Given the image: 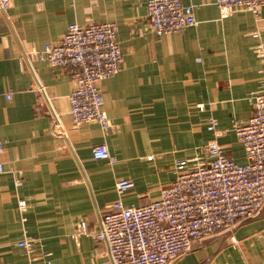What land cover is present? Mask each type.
I'll return each mask as SVG.
<instances>
[{
  "label": "crops",
  "instance_id": "obj_1",
  "mask_svg": "<svg viewBox=\"0 0 264 264\" xmlns=\"http://www.w3.org/2000/svg\"><path fill=\"white\" fill-rule=\"evenodd\" d=\"M182 1L194 6L197 24L163 36L151 30L147 0H14L0 14V264H28L18 245L27 237L38 264H109L105 243L73 237L77 223L98 231L113 203L158 199L178 163L204 155L211 141L246 163L234 123L252 117L250 97L264 91L256 49L264 43V7L259 16L223 15L214 0ZM92 22L116 23L124 61L100 83L110 132L85 123L71 141L51 128L69 111L76 83L68 71L28 55L59 43L71 24ZM212 118L217 135L207 127ZM101 143L115 163L94 157ZM123 178L135 187L120 195ZM206 242L175 264H264V214Z\"/></svg>",
  "mask_w": 264,
  "mask_h": 264
},
{
  "label": "built area",
  "instance_id": "obj_2",
  "mask_svg": "<svg viewBox=\"0 0 264 264\" xmlns=\"http://www.w3.org/2000/svg\"><path fill=\"white\" fill-rule=\"evenodd\" d=\"M14 0H0V14L7 13ZM223 15L249 11L259 16L264 0H214ZM147 19L157 36L182 32L197 24L194 6L182 0H147ZM118 26L113 22L71 24L57 44L42 50L32 48L29 57L70 73L76 87L69 95L70 109L51 128L55 136L75 141L85 123H98L105 133L112 122L104 109L100 83L121 70L124 55L117 40ZM263 63L264 43L256 47ZM254 113L247 122H235L234 131L245 150L246 163L230 158L222 145L211 141L204 155L178 163L174 180L148 204L126 206L117 201L100 219L98 231L85 220L77 223L73 237L92 236L108 248L109 264H172L211 238L233 233L242 223L264 214V91L251 95ZM200 104V110L204 109ZM218 121L207 127L220 133ZM0 141V175L6 172ZM96 159L115 163L106 143L93 148ZM152 158V157H150ZM22 185V181H17ZM124 195L135 187L128 178L117 181ZM25 201L19 209L24 212ZM18 245L26 250L28 264H38L34 240ZM41 264H55L45 259Z\"/></svg>",
  "mask_w": 264,
  "mask_h": 264
},
{
  "label": "rangeland",
  "instance_id": "obj_3",
  "mask_svg": "<svg viewBox=\"0 0 264 264\" xmlns=\"http://www.w3.org/2000/svg\"><path fill=\"white\" fill-rule=\"evenodd\" d=\"M224 235H226V234H223V235H220V236H217V237H221V236H224ZM216 238V237H215ZM214 239V238H213ZM212 239H210V241H211ZM209 241V240H208ZM207 243V242H206Z\"/></svg>",
  "mask_w": 264,
  "mask_h": 264
},
{
  "label": "water",
  "instance_id": "obj_4",
  "mask_svg": "<svg viewBox=\"0 0 264 264\" xmlns=\"http://www.w3.org/2000/svg\"><path fill=\"white\" fill-rule=\"evenodd\" d=\"M182 257H183V256H182ZM180 258H181V257H180ZM180 258H179V259H180ZM179 259H177L176 261H174L172 264H175Z\"/></svg>",
  "mask_w": 264,
  "mask_h": 264
},
{
  "label": "bare ground",
  "instance_id": "obj_5",
  "mask_svg": "<svg viewBox=\"0 0 264 264\" xmlns=\"http://www.w3.org/2000/svg\"><path fill=\"white\" fill-rule=\"evenodd\" d=\"M261 216H262V215H261ZM261 216H260V217H261ZM258 218H259V217H258ZM211 239H212V238H211ZM209 240H210V239H209Z\"/></svg>",
  "mask_w": 264,
  "mask_h": 264
},
{
  "label": "trees",
  "instance_id": "obj_6",
  "mask_svg": "<svg viewBox=\"0 0 264 264\" xmlns=\"http://www.w3.org/2000/svg\"><path fill=\"white\" fill-rule=\"evenodd\" d=\"M208 241V240H207Z\"/></svg>",
  "mask_w": 264,
  "mask_h": 264
}]
</instances>
